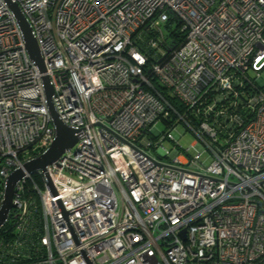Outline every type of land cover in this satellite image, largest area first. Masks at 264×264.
Segmentation results:
<instances>
[{
  "label": "built area",
  "instance_id": "1",
  "mask_svg": "<svg viewBox=\"0 0 264 264\" xmlns=\"http://www.w3.org/2000/svg\"><path fill=\"white\" fill-rule=\"evenodd\" d=\"M10 1L44 70L0 0V210L24 172L0 264H264V0ZM44 77L78 141L26 172L55 139Z\"/></svg>",
  "mask_w": 264,
  "mask_h": 264
},
{
  "label": "water",
  "instance_id": "2",
  "mask_svg": "<svg viewBox=\"0 0 264 264\" xmlns=\"http://www.w3.org/2000/svg\"><path fill=\"white\" fill-rule=\"evenodd\" d=\"M9 3L10 8L12 9L21 32L24 37L25 47L28 52L30 58L36 62L39 69L41 71L44 70L43 61L41 55L38 50V46L34 37L31 34V29L26 22L24 16L22 15L18 6L12 3L10 0H6ZM44 84H45V94L48 101V109L50 115L53 119V125L55 127V139L49 149L37 156L36 158L28 161L24 164V169L26 172H32L35 170H41L45 172L46 167L50 164H53L58 160V158L65 152V150L72 148L78 141V134L75 129H72L59 119L53 104L51 102V95H52V87L48 82V78L44 77ZM24 176V172L22 170H17L9 175L7 179V185L5 190V196L2 204V208L0 210V226L5 222L7 219L9 211L15 206L13 203V196L15 194V186ZM48 185L51 189H53L52 184L47 177Z\"/></svg>",
  "mask_w": 264,
  "mask_h": 264
},
{
  "label": "trees",
  "instance_id": "3",
  "mask_svg": "<svg viewBox=\"0 0 264 264\" xmlns=\"http://www.w3.org/2000/svg\"><path fill=\"white\" fill-rule=\"evenodd\" d=\"M170 31V30H168ZM224 133V131L222 132ZM221 133V134H222ZM32 210L34 211L35 214V218L36 220L34 221V225L35 227L38 226V224H40V214H39V210H38V206L37 203L33 204ZM30 238L33 239V241L36 242V238H37V232H34L33 235H31L29 238H20L19 234L18 236L15 235V237L13 236L12 239H18V243L17 246L15 247V253H18V257H16L17 262H23L24 260L29 261V260H38L39 254L37 251H35L34 248H32L31 244L32 242L30 241ZM37 246V243H36ZM36 254H38V257H36ZM25 255V256H24ZM5 257V256H4ZM11 257H5V260H10Z\"/></svg>",
  "mask_w": 264,
  "mask_h": 264
},
{
  "label": "rangeland",
  "instance_id": "4",
  "mask_svg": "<svg viewBox=\"0 0 264 264\" xmlns=\"http://www.w3.org/2000/svg\"><path fill=\"white\" fill-rule=\"evenodd\" d=\"M175 26H176V23L173 24V28L175 29ZM169 33L170 31L168 30H165V35L166 37H169ZM157 129L160 131L163 130V126L158 124L157 125ZM171 135L173 136V140L179 145L181 146L182 148L186 149L187 147H189L193 141H194V138L193 136L190 134V132L186 131L184 129L183 126H180L178 125L177 127H175L171 132ZM163 146L166 148V149H169L170 146H171V143H169V141H165L163 143ZM195 149L192 148L190 149V152L193 154L195 151ZM201 161H208L210 160V155L208 154L207 151H204L201 153Z\"/></svg>",
  "mask_w": 264,
  "mask_h": 264
}]
</instances>
